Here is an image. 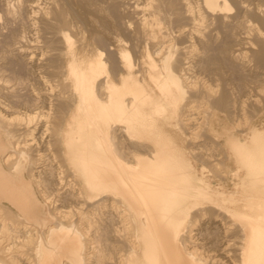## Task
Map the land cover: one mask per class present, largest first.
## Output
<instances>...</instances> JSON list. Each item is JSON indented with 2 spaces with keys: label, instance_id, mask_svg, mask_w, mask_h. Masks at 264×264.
Here are the masks:
<instances>
[{
  "label": "bare ground",
  "instance_id": "1",
  "mask_svg": "<svg viewBox=\"0 0 264 264\" xmlns=\"http://www.w3.org/2000/svg\"><path fill=\"white\" fill-rule=\"evenodd\" d=\"M22 1L23 0H18V6L16 4V7L13 8L8 5L6 9L7 12L15 17L20 16V6L21 3L23 4ZM59 1L60 0H58V2ZM61 2V8L56 7V9L51 11L52 13L54 12V15H51V17H43L42 15L40 23H42L41 30L45 32L46 36L47 33H51L52 35L58 34L59 37H55H61L60 40L62 39V42L57 40L60 45L62 43V48L56 45L54 48H60V55L65 59L64 62L62 61L64 66L62 67L61 64L62 69L52 80H54L53 83H57L58 86L63 83L68 87V90L63 92V98L71 100L72 103L71 101L70 103L73 105L68 119L60 127V130H58L60 131V133H58L60 134V143L64 145V157L69 167L72 169V173L76 177V179L73 177V181L70 180L67 182L69 185L68 188H72L70 193L73 195L79 192L81 194L80 197L84 198L91 206L93 205L92 208L95 206H112L117 209L115 215L118 217H114L119 218L118 221L120 223L123 221L122 228L121 226L120 228L121 230L123 229V231L126 229L127 234L124 236L123 231V234L120 233L121 230L117 227L118 225L115 226V224H117L115 218H113L115 224L111 227V231L114 232V234L116 233L117 236L120 237L122 235L123 237L122 240H124L125 247L127 248V251L126 248H123L125 249L124 251L127 252L125 256L126 264H207V259H209V257H206V259L203 258V256L200 255L202 251H198V248L195 249L197 246L196 244L194 248L192 246L193 249L190 246L195 240L192 239L193 235H191V225L195 221L192 220L193 218L191 215L195 209L205 210L207 207L219 208L220 211L223 210L228 212L227 214H230L229 216L232 217L231 219L240 225L238 226L236 224L238 227H241V231H239L240 234L242 232L240 244L238 245L239 247L237 246L239 248V251L237 250L239 254L238 258H240V262H238L240 264H264V129L261 130L256 126H251L247 136L242 138L235 134L233 130L224 128L223 131L220 132L219 129L216 128L215 123L212 125L210 124L212 137L224 138L225 145L228 147L229 157L233 159L237 165L233 174L241 178L239 187L231 191L224 188L213 187L205 176L200 174L196 169V164L193 160L194 158L200 159V156L198 157V155H195L198 154V151L194 152L195 154L193 152L190 153L189 148L191 145L189 147L187 146L188 143L184 145L185 139L181 144L180 142L183 139L180 141V134H178V132L181 128H186V124L189 121L187 119H190V117H185V115L188 111L187 105H190L191 102L203 100L208 103L207 106H210L211 109H220V111L224 113L228 105L230 106L232 102L233 115H235V111L237 110H234V107L238 108L239 105L236 99L231 101L225 91L221 94H215L213 91L210 92L206 90V88L205 90L199 89V86V88L197 86L193 88L188 83V79L191 77V71L189 72L188 69L190 68V61L194 60L188 59L189 61L183 62L181 61V57L180 59L178 58L180 53L177 55L178 50H183L185 46L175 47V44L178 42L172 43L173 41L167 42L162 40L166 34L169 37L172 33V26L169 25L172 21L170 20L172 17L169 16H171L172 13H174L173 16H175V21L173 20L172 22H178V27L177 23H173V28L176 25L175 27L178 28L177 32L182 35L187 30L189 24L193 25L191 28H196L195 24L198 23V21L203 23L205 20L203 18H205L206 15L212 14L215 16L216 14L217 16L218 14L219 16V14L223 12H231L229 11L232 8L230 1L202 0L198 9L193 6L194 3L192 4L190 0L144 1V5H142V9L146 5V11L144 12L145 16L144 18L142 17L144 22L142 21V25L140 27L138 25V27L142 30L144 29L147 32L146 35H152V37L155 36V38L162 36V41L160 38L159 41L156 40L157 38H153V50H150V45L148 50H146L149 68L145 69L146 72L145 70L142 71L137 69L139 71H137V74H134L135 57L132 55L130 49L123 48L122 46L118 47L117 45L119 50L115 51L118 52L116 56L120 62L119 64L126 70L125 73L121 74V79H117L119 80L118 82L113 78V71L111 70L117 66L115 60L112 59V66L109 64L113 52L108 55L106 51L108 49H113L112 46L115 45L111 44V40L115 42L121 41L120 30L130 27L131 24L128 25L125 23L126 21L124 22L123 20L119 21L114 16L110 17L112 14L108 9H94L91 7L92 4L90 3H96V0H79V4L84 10L83 12L89 16V21L92 22V19L97 20L96 18H101L104 22L103 23L101 20V24H104L103 28L101 26L103 30H99L95 25H90V32L89 29L86 28L90 36L85 38L79 46L81 47L80 49L90 51L94 53V55L84 60L78 55V45L75 39L76 32H70V26L72 24L70 25L67 20L69 15L74 12L75 7H72L73 9L71 8L72 4L70 3L72 2ZM113 2L118 3L119 0H113ZM37 3L38 2H35L36 5ZM26 4L28 5V3ZM73 4H76V2ZM257 4H255V6ZM260 6L256 8L261 9ZM26 7L25 5V8ZM170 7H174L173 11L169 10ZM32 9L31 11L33 12ZM71 9L73 10L72 12ZM257 10L258 9H256V11L254 10L255 12L252 11L254 12L252 16L254 15V17L257 18L256 20L262 25L255 22L264 29V14L260 11L257 12ZM248 11H250L249 8ZM42 14H44V12ZM227 14L220 15V17L225 20L228 18ZM74 15L77 16V13ZM35 17L37 18L36 14ZM28 19H30L29 16ZM68 19H70V17ZM37 20L36 23H38ZM188 20L190 21L189 23H184ZM31 22L33 21H30V23ZM88 22H85V24ZM255 22L253 24H256ZM81 23L82 27H84L85 24L82 20ZM226 23L228 24V21ZM167 24L169 28L171 26L170 34H168L169 30L167 29ZM252 26L256 28L255 25ZM38 28H40L39 25ZM38 28L36 30H39ZM72 29L74 30V28ZM84 29L81 30L83 36L86 34ZM262 29H260V32L263 31ZM232 30L231 28L229 32H225L226 34L224 33L225 39L218 44V48L222 49V53H227L226 57L221 58L222 61L227 63L232 69H236L242 62L240 63V57H238V59L235 55V49L237 48L233 47L235 43L233 45V43L231 44V41L228 40L234 35ZM194 31L196 30H193V32ZM174 36L176 37V35ZM56 38L54 42H57ZM147 42L146 45L149 44ZM233 52H235L234 55L232 54ZM106 54L107 56H105ZM154 54H159V56L157 57ZM254 57L255 58H252V60L254 59V62H256L260 68H264V45L257 48ZM185 63H188L189 66H185ZM195 106H197V104H195ZM190 108L191 107H189V109ZM216 109L214 110L216 111ZM3 111L4 110L0 108V116L2 118H4L1 115ZM229 111L230 109L226 113L227 116L232 112ZM214 113L215 112L212 110L213 115ZM33 114V112H29L27 115H24V118L32 119L34 116ZM10 118L12 117H9V119ZM13 119L14 118H12L11 121ZM235 121H237V119ZM16 122H18L17 119ZM119 126L122 127L124 135L127 136L126 138L131 140V142L146 145V151L141 153L136 152L131 157H127L124 153L119 151L116 140V130ZM3 129L4 131L7 130V142L6 138L4 139L5 142L1 140ZM12 129L3 124V119H0V208L3 207L8 209L7 211H9V214L16 216L17 218L15 219L20 220L19 222L25 225L28 226L32 224L33 226L34 224L36 226L35 228L28 227V229L25 228L26 226H22L25 228L24 230L27 229L26 231H30V234H32L27 236L30 242H35V252L37 254L35 255L38 259L36 263L89 264V261L93 260L92 258H96L97 261H99L103 257L109 256L110 253L104 252L107 240V226H101L98 229L99 231L96 232L97 234L94 235L93 233V236L91 235L92 238H89L86 236V233L91 229L87 230V227H85L86 229L80 227L81 225H77L78 222L76 223V221L69 223L58 219L59 221L56 223H51V215L53 214V216H56L58 211L55 213V211L51 210L55 214L50 212V210L48 211L46 205L38 199L30 181L23 176L24 162L32 158L33 153L30 152L31 149H29L28 146H25L27 143L24 142V139H26L23 138L24 135ZM180 133L182 134V132ZM189 136L194 138L192 133ZM181 138H184V136ZM8 146H13V150H10L7 155L5 154V161L8 164L10 162L13 171L6 170L1 162L2 153L8 149ZM202 155L204 156V154ZM34 178L37 183L43 182L41 175L37 174L36 171ZM39 178L42 181L39 180ZM42 187L45 189V185ZM45 196L48 198V195ZM76 196H78V194ZM49 200H51V198H49ZM2 202L9 203L19 213L4 205ZM46 204L48 205L47 202ZM55 208H57V206H54V209ZM2 210L4 211V209ZM13 212L14 214H12ZM104 213L105 212L102 211L103 215ZM218 213L222 214L219 210ZM195 214L197 215L198 211L197 213L195 212ZM5 215L7 216V214ZM86 216L88 217V213ZM86 216L83 217L84 221L87 219L85 218ZM105 218L107 217L103 216L100 218L99 225H101ZM93 219L96 221V218L93 217ZM88 221H86V224L91 222ZM92 221L93 223L95 222L94 220ZM11 223L10 225H13ZM216 223L218 224V222ZM123 225L127 226L123 228ZM6 230L8 231L9 229L7 228ZM15 230L13 229L11 231L13 232ZM21 230L22 229L16 230L15 232L19 231L16 235L20 236L21 234L19 233L22 232ZM12 232L10 234H12ZM3 234L2 230L1 235ZM119 237L117 238L119 239ZM14 238L18 237L14 235ZM24 238L26 239V237ZM87 238H89V245H87ZM18 239L20 240L22 238L20 237ZM26 241L30 245L29 240ZM187 242H191L190 245ZM87 249H89V251H87ZM6 250L5 252H7ZM0 252H2V249ZM3 256L4 255L1 256L0 254V264H7ZM101 261L99 263H101ZM234 261L236 260L234 259ZM33 262L32 264H36L35 258Z\"/></svg>",
  "mask_w": 264,
  "mask_h": 264
},
{
  "label": "rangeland",
  "instance_id": "2",
  "mask_svg": "<svg viewBox=\"0 0 264 264\" xmlns=\"http://www.w3.org/2000/svg\"><path fill=\"white\" fill-rule=\"evenodd\" d=\"M61 1H66V2L68 1L69 3L72 2L70 3L72 4L71 8L75 7L74 12H72L73 8L71 9L72 16L69 15L70 19H68L69 18L68 17L67 20L69 21L70 25L72 24L71 26L69 25L72 30V31L70 30V32L71 33L76 32L75 39L78 45V49H77V51L79 52L78 55L85 60L93 56L94 53L87 51L85 49L84 50L80 49L81 47L79 45L82 44V41L85 38L90 36L89 34L90 25L92 26L95 25V27H97L99 30H103L102 28L104 26L103 24L104 22L101 18H96L97 20L92 19V22L89 21V16H87V14L83 12L84 10L82 6L79 4V0H75V1L74 0H70V1L60 0L59 2L58 0H37V1L35 0V2H38L37 5L35 4L34 0H26V1L23 0L22 1L23 4H25L28 8L26 7L27 8L26 10L25 5L21 3V6H20L21 14L20 16H16V17L14 15L9 14L6 9L8 5L11 8L16 7V4L18 6V0H0V108L4 110L3 111L4 115L3 113L1 114L4 118L0 116V119L1 120L3 119V124L8 126V128L10 129L13 128L14 130H17L18 133H21L22 135H24L23 138H26L24 139L25 140L24 142L27 143L25 146H28V148L31 149V151L30 150L29 151L33 153L32 154L33 157L29 158V160H25L27 164H26L24 174L27 177H30V180L34 183L36 193L38 197L46 205V209L48 208V211L50 210V212L55 211V213H57L58 211L56 216H53V214L51 215V220H50L51 223H56L59 220H64L69 223H71L72 221H76V223L78 222L77 225L78 224L81 225L80 227L82 228L87 227V230L91 229V230H88L89 233L88 232L86 233V236H88L89 238H92L93 233L94 235L97 234L96 232L99 231L98 229L101 226L103 227L107 226V229H106L107 240H106V246H105L104 252L110 253V254L109 256L107 255L105 258L103 257L101 259L103 262L101 260L97 261L96 258L95 259L92 258L93 260L89 261V264H101V263L102 264H126L125 256L127 253L126 252L127 248L125 247L126 245H125L124 240H122L123 237L121 234H123L124 232V236H125V234H127V230L125 229L126 233H125V230L124 231L123 229L121 230L123 221H121L120 219L121 221L120 223L118 221L119 218H116L118 217L115 215V213L117 212V209L112 206H106V207L95 206L94 207L95 209H94L92 208L93 205L91 206L90 203L84 200V198L80 197L81 194L79 192L78 193L75 192L78 194L79 197L76 196L77 194L72 195L70 193L72 188L71 189L70 187L68 188L69 185L67 182L70 180L73 181L74 180L73 177H75V175L72 173V169L69 167L64 157V154H63L64 145L63 143L62 144L60 143V136H59L60 134H58L60 133V131L58 130H60V127L68 119L69 113L71 109L73 108V105H71L72 103L71 100L63 98V94H64L63 92L68 90V87L65 86V84L63 83L58 86V84L55 82L53 83L54 80H52L53 77L58 75V73L64 66L63 62L65 59H63L64 57H61L60 55V51H59L60 48H56L57 51L54 48L56 46H60L62 48L63 46L62 43H61L62 45L61 46L59 42L57 41V40L61 41L62 39L60 40L61 37L58 38L59 37L58 34L52 35L50 33L51 34L50 35L47 33V36H46L45 32L41 30L42 23H40L42 19L41 18L42 15L43 17L44 16L51 17V15H54V12L52 13L51 11L56 9V7L61 8V5H62ZM144 1L146 0H119V2L116 3V2H113V0H96V3H90L92 4L91 7H93L94 9H99V8H103V10L108 9V11L112 14L110 15V17L114 16L119 21L123 20L124 22L126 21L125 23H127L128 25L131 24L130 27L123 28L122 30H120L121 41L115 42L114 40L110 39L111 44L112 45L115 44V45L113 46L111 45L113 49H108V48H107L108 50L106 49L107 50L106 52L108 55L113 52L111 54V57H110L111 61L109 64L112 66V59L115 60V63L117 66L111 70L113 71L112 72L113 78L117 82L121 79V74L125 73L126 71L119 64L120 62L118 61V58L116 56L118 52H115V51L119 50L118 49L119 46L120 47L122 46L123 48L124 47L129 48L132 55L135 57L134 74H137L138 70L143 71L149 68L148 67L149 60L147 57L146 50H148L149 45L151 47L150 50H153L152 49L153 43H154L153 38H155V36L152 37V35L151 36L148 34L146 35L147 32L144 29L142 30L141 28H139L144 22L143 21V18L145 16L144 12L146 11L145 9L146 5L142 9V5H144L143 3ZM190 1L192 2V4L194 3L193 6H195V8L197 9L201 5L200 2L202 3V0H190ZM229 1L232 6V8L229 10L231 12H226V13L223 12L224 14L221 13L219 14V16L218 14L217 16L216 14L215 16L212 14L208 16L206 15V17L203 18L205 19L203 23L198 21V23L195 24L196 28L194 27L191 28V26L193 25L189 24L187 30L182 35L179 32H177L178 28L175 27L176 25L173 28L174 22L172 21L175 19V16H173L174 13H172L171 16H169V17H172L170 19L172 21L169 24L172 26V33L170 31L171 26L169 28V25L167 24L168 26L167 29L169 30L168 34L171 33V35H169L168 37L166 34L165 37L166 36L167 37L166 38L163 37L162 40L167 41V42L173 41L172 43L178 42L177 44H175V47L185 46L183 50L181 51L178 50L177 55H179L180 53L178 58L180 59L181 57L182 58L181 61L183 62L194 60V61H190L191 62L190 68L188 69L189 72L191 71L190 72L191 77L188 79L189 80L188 83L193 88L194 86H197V87L199 86L200 87V88L198 87L199 89L205 90L206 88V90H209L210 92L213 91L215 94H219V93L221 94L222 92L225 91L226 95L231 99V101H234L235 99L237 100V104L239 106L238 108L234 107V110L237 109L235 111V115H233L234 113L233 103L231 101H230L231 102L230 106L228 105L229 108L227 107V110H225V113L220 111V109L214 108L216 109V111L214 109H211L210 106L209 107L207 106L208 103H206L203 100H200V101L198 100L196 101L197 103L195 101L191 102L193 105L191 103H190L191 106L188 104L187 105L188 111L186 109L187 114L184 113L187 115V116L185 115V117H188V118L190 117V119H187L189 120L188 123L186 124L187 129L181 128L178 132V134H180V141L181 139H183L180 143L182 144V142L185 139L184 141L185 144L184 143L183 144L187 145L188 143L187 145L188 147L191 145L189 148L190 153L192 152L194 153L198 151L197 152L198 154H195V153L194 154L198 155V157L200 156L199 157L200 159L194 158L193 161L196 164V169L199 171V173L204 175L205 178L211 183L213 187L224 188L226 190L231 191L239 187L240 185L239 182L241 178L240 176H236L233 174V171L234 169H236L237 165L235 161L233 159H230L229 157V152L227 149L228 147L227 145H225L224 138L223 137H212L213 135H212L211 125L215 123L216 128H218L220 132H222L224 128L233 130L235 134L239 135L242 138H245L247 136V133L251 126H256L257 128L261 130L264 129V106H263L264 105V68L263 67L260 68L256 64V62H254V59L252 60V58H255L254 54L257 48L264 45V33H262L264 32V29L261 28L262 26L258 25L261 23H259V21L256 20L257 18L254 17V15L252 16V13L254 14L256 9H258L257 12L260 11L262 14H264V9H262L264 8V0H229ZM74 2H76V4H73ZM26 3H28V5ZM29 4H30V7H29ZM255 4L257 5L255 6ZM36 6H37V9H36ZM259 6L261 9L256 8ZM247 7L249 8L250 11H248ZM170 8L169 10L173 11L174 7H170ZM31 9L33 10V12L31 11ZM79 9L81 12L79 11ZM43 12L44 14H42ZM34 13L36 14L37 18L35 17ZM73 13L74 14L77 13V16L74 15ZM27 14H34V15H27ZM226 14L228 15V18H226L225 20L220 17V15H226ZM28 16L30 17V19H28ZM36 20L38 21L39 24L36 23ZM81 20L83 21L84 24L85 22L89 21L88 23H86L88 26L85 24L86 26L85 27L83 24L84 27H82ZM101 20L103 22L102 24H101ZM30 21H33V22L30 23ZM227 21H228L229 26L226 23ZM189 22L190 21L188 20L184 23H189ZM254 22L257 24V26L256 24H253ZM175 23H177V27H178V22H175ZM38 25L40 28H38ZM252 25H255L256 28ZM73 26H75L76 28ZM37 28L40 31L44 32L43 34L46 37H44L43 34H41L42 32H40L39 30H36ZM72 28H74V30ZM86 28L89 29V32H87ZM231 28L233 29L232 33H234V35H232L231 36L232 38L230 37L228 40L231 41V44L233 43V45L235 43L234 46L232 45L234 48L237 47L236 48L237 50L235 49V52L237 54L235 52H233L232 54L234 55L235 53L237 58L240 57V59L239 58L238 59L240 63L241 62L243 63V64L241 63L240 66L238 64L239 67H236V69H232L227 63H224L222 61L221 58L226 57L227 53L226 54L222 53L221 52L222 49L218 48L219 47L218 44H220L225 39L224 33L229 32ZM83 29L84 31H86V34L84 36L82 35V31H81ZM260 29H262L263 31L260 32ZM193 30H196V31L193 32ZM174 35H176V37ZM55 36H58V37L56 38ZM181 36L184 38H182ZM161 37L159 36L160 40H161ZM55 38L57 42H54ZM156 38L155 39L159 41V38L158 37ZM174 38L176 39V41ZM146 42L149 43L147 44L148 46L146 45ZM118 43H121V44H118ZM107 54L105 56H107ZM154 55L157 57L159 56V54L158 55L154 54ZM112 56L115 58H113ZM61 64H62V67H61ZM184 65L189 66L188 63H185ZM114 73H116L117 75ZM195 104H197V106H195ZM189 107L191 108L189 109ZM229 109H230L229 112L232 111L230 113L231 116L230 115L227 116L226 114ZM212 110L215 112L214 115L212 114ZM29 112H33L34 113L33 115L35 117L33 116L32 119L24 118V115L25 114L27 115V113ZM9 117H12L14 119L11 121L12 118L9 119ZM16 119L18 122H16ZM236 119L237 121H235ZM11 123L12 124L14 123V124L12 125ZM116 132H117L116 140H117L118 149L119 151L124 153L127 157H131L136 152L141 153L143 151H146L147 149L146 145L136 144L134 142H131V140H129L128 138H126L127 136L124 135V132L121 126L117 128ZM180 132H182V134ZM191 133H192V136H194V138L193 137L191 138L189 136L191 135ZM2 134L7 137V130L4 131L3 129ZM183 136L184 138H181ZM202 154H204V156ZM3 163L5 167L11 168L10 162L8 164L7 162L3 161ZM35 171L37 172V174L41 175V178L43 180L42 183H37L35 181V178H34ZM39 180L41 179L39 178ZM31 181L30 183L32 184ZM43 185H45V189L42 187ZM45 195H48V198ZM49 198H51V200H49ZM45 201L48 203V205L46 204ZM51 205L53 206V208ZM54 206L55 207L57 206V208L54 209ZM0 209H1L0 210V230H1V234H2V230L4 233L3 235L0 234L1 235L0 239L2 240V241L0 240V248L2 249V252H0L1 256L4 255L3 258L6 260L7 264L8 263L9 264L10 263L11 264H32L34 263L33 262L34 258H35V263H36L38 259L36 257L37 254L35 252L36 251L35 242H32V241L30 242V239H28L27 235H32V234H30L31 233L30 231L29 232L26 231L28 227L35 228L36 226L34 224H33L34 227L32 226V224L27 226L24 223L19 222L20 220H16L15 219L17 218L16 216L9 214V211H7L8 209L3 208V207ZM2 209H4V211ZM206 209L205 210L195 209L194 212L192 213L191 215L193 218L192 220L193 221L195 220V221L191 225V228H192L191 235H193L192 239L193 240L195 239L194 241L196 240L197 241L194 242L192 240L193 241V242L191 241L192 243L191 242H187V243H189V245L191 243L190 245L191 248L192 246L194 248V246L197 245L198 247L196 246L195 249L198 248V251H202L200 252V255H202L203 258L206 259V257L207 258L209 257V259H207L208 260L207 264H221V263L222 264H240L239 263L240 258H238L239 257L238 256L239 255L238 245L240 244V240H241L240 236L242 234V232L241 234L239 232L241 231V227H238L240 225L235 223V221L231 219L232 217L229 216L230 214L228 215L227 214L228 212L226 211H223V210L220 211L219 208L216 209V208H211V207L209 208L207 207ZM218 210L219 212H222V214L218 213ZM102 211L105 212L104 215L102 214ZM197 211H198V214L196 215L195 212L197 213ZM87 213H88V217L86 216ZM5 214H7V216ZM12 214H14V212ZM83 215L86 216L85 218H87L85 221L83 220V217H84ZM90 216L91 217L93 216L94 218H96V221L95 219H93V217L91 218ZM103 216L107 218H105V220L102 221L101 225H99L100 218H102ZM113 218H115L117 224H115V221ZM92 220H94L95 222L93 223ZM16 221L19 222L21 225L19 223L16 224L17 223ZM86 221L88 222L91 221L92 223L90 222L91 224L90 223L86 224ZM216 222H218V224ZM10 223L13 225H10ZM114 224L115 226L118 225L117 227H119V229L121 230L120 237L117 236L116 233L114 234V232L111 231V227H113ZM7 226H9L10 228ZM22 226L23 227L26 226L25 228L27 229L24 230L25 228H23ZM123 226H124L123 228H125V226L127 225H123ZM7 228L9 230L10 229L15 230V228L16 230L22 229L21 230L22 232L19 233L21 235L20 236L16 235V233L18 234L19 232V231L15 232L16 230L13 232L11 230L10 232L9 230L7 231L6 230ZM11 232L12 234L15 233L14 235L16 237L18 238L21 237L22 239L19 240L18 238H14V235L10 234ZM24 237H26V239ZM117 237H119V239ZM2 238H4L5 240ZM89 238H87L88 239L87 245H89ZM26 240H29L30 245L28 244ZM11 243H12V246H11ZM123 248H126V251H124L125 249ZM118 249H121V250H118ZM3 250H4V253H3ZM5 250L7 252H5ZM87 251H89V249H87ZM33 252H34V258H33ZM121 252L124 254H122ZM234 259L236 261H234ZM100 261L101 263H99ZM36 264H38V262Z\"/></svg>",
  "mask_w": 264,
  "mask_h": 264
},
{
  "label": "crops",
  "instance_id": "3",
  "mask_svg": "<svg viewBox=\"0 0 264 264\" xmlns=\"http://www.w3.org/2000/svg\"><path fill=\"white\" fill-rule=\"evenodd\" d=\"M6 138V142H7V137L5 136V135H1V140L2 141H4L5 142V139ZM11 147V148H10ZM8 146V149L7 150H5L3 153H2V158H1V162H2V165H3V167L6 169V170H8V171H13L10 167L9 168H7V167H5L4 166V163H3V161H5V157H6V155L10 152V150H13V146ZM6 154V155H5ZM6 162V161H5ZM26 164H27V162H24V167H23V176H25L28 180H30V177H27L25 174H24V171H25V168H26ZM31 181V180H30ZM36 181V180H35ZM32 182V181H31ZM32 184H33V186H34V189H35V185H34V183L32 182ZM35 192H36V189H35ZM36 195H37V193H36ZM37 197H38V195H37ZM38 199H40L39 197H38ZM40 201L41 202H43L41 199H40ZM4 205H6V206H8V207H10L11 209H13L14 211H16V212H18L13 206H11L9 203H7V202H2ZM47 210H48V208H47ZM19 213V212H18Z\"/></svg>",
  "mask_w": 264,
  "mask_h": 264
}]
</instances>
